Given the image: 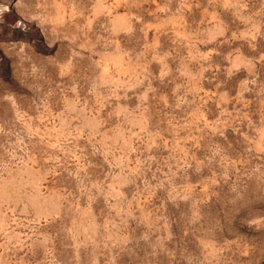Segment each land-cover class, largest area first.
Masks as SVG:
<instances>
[{"label": "rangeland", "instance_id": "obj_1", "mask_svg": "<svg viewBox=\"0 0 264 264\" xmlns=\"http://www.w3.org/2000/svg\"><path fill=\"white\" fill-rule=\"evenodd\" d=\"M0 264H264V0H0Z\"/></svg>", "mask_w": 264, "mask_h": 264}]
</instances>
